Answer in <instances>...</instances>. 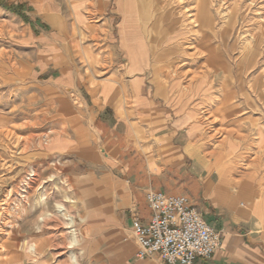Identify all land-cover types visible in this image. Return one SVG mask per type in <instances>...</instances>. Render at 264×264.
<instances>
[{"label": "crops", "instance_id": "1", "mask_svg": "<svg viewBox=\"0 0 264 264\" xmlns=\"http://www.w3.org/2000/svg\"><path fill=\"white\" fill-rule=\"evenodd\" d=\"M158 2L0 0V66L21 80L10 88L14 78H0V114L17 107L26 114L83 113L84 130L104 153L87 141L77 156L98 160L102 174L113 176L114 185L99 191L112 193L104 201L131 234L122 242V264H164L158 254L134 256L131 220L148 221L149 190L187 196L221 236L212 256L195 264H264V124L254 128L249 120L242 139L214 147L197 117V93L161 70L178 57L173 34L156 28ZM58 136L61 146H72ZM49 138L50 148L60 143Z\"/></svg>", "mask_w": 264, "mask_h": 264}, {"label": "rangeland", "instance_id": "2", "mask_svg": "<svg viewBox=\"0 0 264 264\" xmlns=\"http://www.w3.org/2000/svg\"><path fill=\"white\" fill-rule=\"evenodd\" d=\"M176 1L159 0L158 7L160 12L167 10V15L170 10L182 31L190 26L185 22V12L194 0ZM248 1L228 0L226 5L219 7L220 0H212L215 4L211 7L214 23L227 31L224 39L218 33L215 35L214 26L192 34L183 33L188 39L190 34L192 37L197 34L195 40L192 38L195 46H201L202 36H206L207 44L219 45L218 50L228 67L227 79L222 78L221 73L213 75L207 68L208 95L197 93L194 97L198 96L203 102L202 106L201 103L197 106V117H206L202 120L214 147L231 138L242 139L249 120L252 123L248 125L254 128L264 124V31L252 63L238 64V57L242 56L241 45L255 43L252 36L259 34L255 30L256 23L260 12L264 13V0H255L247 8L245 3ZM218 8L227 16L221 11L223 16L219 17ZM202 59L198 58L196 65L184 68L192 70L194 66L195 70ZM188 60L183 56L182 62ZM12 72L7 66H0V78L5 77L3 83L8 82L6 77L15 76ZM8 83L10 88H16L21 80L14 78ZM208 97L209 101L206 100ZM245 97L248 98L247 103ZM232 105L240 107L231 108ZM14 111L0 114V264H33L34 260H39L40 264H73L74 261L79 264H122V242L131 234L115 223L118 212L104 201L105 195L111 197L112 193L99 191L102 185H114L113 176L102 174L100 169L104 167L98 160H83L77 156L84 153L87 141L93 142L97 154L103 156L104 153L103 144L95 142L90 132L84 130L87 123L83 113L80 110L72 113L53 110L46 114H26L18 112V107ZM210 115L215 121L210 122L212 117H207ZM46 134L48 136H44ZM60 134L63 138L67 136L68 145L72 146H61ZM52 136L59 137L60 143L50 148L47 140ZM60 147L62 152H54ZM60 206L63 210L59 209Z\"/></svg>", "mask_w": 264, "mask_h": 264}, {"label": "bare ground", "instance_id": "3", "mask_svg": "<svg viewBox=\"0 0 264 264\" xmlns=\"http://www.w3.org/2000/svg\"><path fill=\"white\" fill-rule=\"evenodd\" d=\"M227 1L228 0H220V3H218L219 7H220V5L223 6V4L226 5L225 3H227ZM185 2H186V0H185ZM248 2L249 3H247V2L245 3V5L247 6V8H248V6L250 7V5L254 4L255 3V0H249ZM171 3H173V2H171ZM182 5H180V7ZM214 5L215 4L212 2V0H194V2H192V4L189 7V9L185 12L186 13V18H187L186 19L187 21H185V22L187 23V25H190V26H188L185 30L183 28L182 31H181V27H180L181 25L179 23H177V18L174 16V14L172 12L170 13V10H169V15H167L166 14V13H168L167 10H163V11L161 10L162 12H160V7L157 6V9H156L157 12H156V15H155V19H156L155 23H157V27L156 28H159L158 29L159 34L162 35L164 33H170V32H171V34H173V35H171V38H172L171 42L173 43V46H174V47H172V50L174 51V53H177V57H178V58H176L173 61V64L169 65L167 68L161 69L164 72L163 75H165L166 77H168V79H170V80L177 81L175 84L176 85L179 84V88H181L183 91L192 92V93H195V94L198 93V94H201L203 96H207L208 95V90H209L207 88V86H208V84H207V82H208L207 81V77L209 75L208 74V71L209 70L207 68H210V71L212 70V74L213 75H219L221 73L222 78H226L227 79L228 78V75H229L228 74V69H227L228 67L226 65V62L224 61V59L222 57V54L218 50L219 49V45L217 46V45L207 44V42H206L207 39L205 38L206 36L205 37L202 36L200 38V40H201V46L200 45H197V46L193 45V41H192V38H194V36L197 35L195 33V35H193V37H192V35H191L192 33L199 32V29L200 30L201 29L203 30L205 28H211L213 26L216 28V32L214 31L215 32V35H217V33H218V34H220V36H222L221 39H224L225 38V34L227 33V31L225 29H221L222 27H220V26H222V25L219 24L220 26L217 27V25L215 24L216 22L214 23V19H213V16H212V12L213 11L211 12V7L214 6ZM179 11L180 10H178V12ZM221 11L218 8L219 17H222L223 15H226V14L223 13L224 10L222 11L223 15L220 13ZM239 11H240V9H239ZM263 14H264L263 12H260L259 18H258L259 21L256 23L255 30H256V32L258 31L259 34L257 35V34H255L253 32L254 33V36H252V37H255V39H256L257 42L254 40L255 43L253 42V44L251 42H247L246 45H241L240 48L242 49V51L240 53L242 54V56L241 57H238V64L246 62V63H248L250 65L252 63V61L255 59V55H256V53H258L257 52L258 49L256 48V46H257V43L261 40V32L264 31V15ZM237 15L238 14H236V16H235L236 17L235 20H237ZM163 20H164V22H163ZM250 30H253V28L250 29ZM184 31H186L188 33H191L190 34V36H191L190 39H188L186 36L184 37V35H183ZM195 38L193 40H195ZM184 41H185V46H183ZM222 41H221V43H222ZM202 54H203V56H202ZM183 56L184 57L187 56V58H189L190 60H188L186 63H184L185 60L182 62ZM198 58H200V59L203 58V59H202V62L198 63L199 65H198V67L195 68V70H194V66H192V68H193L192 70L191 69L189 70V68L188 69H185L184 68V67H186V65H191V64H195L196 65L197 62H199L198 61ZM219 79H221V78H219ZM234 82H237V81H234ZM217 83H219V82H217ZM262 89L264 91V86L262 87ZM216 92H219V90L216 91ZM217 96L218 95H216V98H217ZM244 99H245V102L247 103L248 102V98L245 97ZM206 100L209 101L210 98L208 97ZM202 103L203 102L201 100V106H202ZM205 103H206V101H205ZM216 104H217V102H216ZM209 106H211V105H209ZM234 106H239V105H232L231 108L232 107L235 108ZM200 109H202V108H200ZM206 113H208V111H206ZM207 117H212V119L210 120V122L211 121H215L214 118H213V116L210 115V116H207ZM202 119H204L203 115L201 116V118H199V120H200L201 123L202 122L205 123L204 120L206 119V117H205L204 120H202ZM222 120H224V119H222ZM44 136H48V134H46ZM35 140H36V138H35ZM217 157L218 156H216V158ZM59 209L60 210H63V207L60 206ZM39 219L40 220H43V217H40ZM33 248L31 247V249H33ZM73 261H74V258H73ZM77 261H78V259H77ZM73 264H79V263H77L76 261H74Z\"/></svg>", "mask_w": 264, "mask_h": 264}, {"label": "built area", "instance_id": "4", "mask_svg": "<svg viewBox=\"0 0 264 264\" xmlns=\"http://www.w3.org/2000/svg\"><path fill=\"white\" fill-rule=\"evenodd\" d=\"M145 199L151 211L148 221L131 220L136 258L158 254L164 264H195L196 258H210L220 247L221 236L187 196L149 190Z\"/></svg>", "mask_w": 264, "mask_h": 264}]
</instances>
